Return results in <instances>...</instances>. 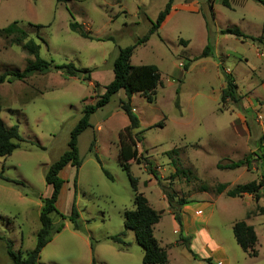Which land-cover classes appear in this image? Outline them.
Masks as SVG:
<instances>
[{
	"label": "rangeland",
	"instance_id": "374dc122",
	"mask_svg": "<svg viewBox=\"0 0 264 264\" xmlns=\"http://www.w3.org/2000/svg\"><path fill=\"white\" fill-rule=\"evenodd\" d=\"M166 2L0 0V29L15 21L26 39L39 44L41 58L92 70L89 81L83 80L85 73L67 76L50 66L24 80L0 83V118L7 126L16 124L22 137L10 155L0 157L2 174L22 182L0 178V237L11 240L14 251L24 256L34 247L41 200L51 192L47 169L67 149L83 107L94 103L112 80L119 48L145 35ZM228 2L230 7L221 0H174L157 32L136 45L130 59L132 65H156L160 73L152 102L139 93L129 99L139 121L133 129L141 140L137 151L159 179L143 160L127 163L137 178V192L161 212L153 233L167 251L164 264H264V6L254 0ZM72 22L93 39L73 31ZM234 27L248 37L221 32ZM15 37L0 34V74L22 71L33 58L13 42ZM207 43L211 54L198 57ZM223 72L237 84V103L220 101ZM121 101H128L123 90L90 116V126L78 136L80 167L68 164L59 172L65 182L56 207L68 216L75 197L78 229L54 214L55 225L64 226L41 249L39 264H144L133 231L124 227V212L134 209V191L118 157V132L128 124ZM173 148L178 149L179 166L190 169L188 177H171L175 169L164 152ZM246 157L248 165L217 167ZM251 180H262L258 201L225 194ZM218 183L227 185L221 194L215 192ZM162 184L174 191L175 200H192L190 207L181 208L192 253L179 240ZM195 208H201V215H194L200 213ZM240 220L254 227L256 256L235 241L232 226ZM0 264H11L3 239Z\"/></svg>",
	"mask_w": 264,
	"mask_h": 264
},
{
	"label": "trees",
	"instance_id": "16d2710c",
	"mask_svg": "<svg viewBox=\"0 0 264 264\" xmlns=\"http://www.w3.org/2000/svg\"><path fill=\"white\" fill-rule=\"evenodd\" d=\"M254 1L264 6V0ZM173 2L174 0H167L163 9L157 14L156 19L151 22V26L145 35H143L141 38H138L134 44L119 48L118 55L113 61L112 80L104 86L103 93L97 97L94 103L86 104L83 107L81 117L70 131L67 149L59 156L57 160L49 165L45 174V182L51 186V192L49 196L44 197L41 200L42 205L39 211L40 227L35 234L34 247L29 251H26L23 256L20 250L14 251L11 240L6 237H0V239H3L5 242L6 253L11 264H39L38 259L41 249L52 239V236L59 232L64 226L63 222L55 225L52 218L54 214L62 220L68 219L72 222L74 229H78V224L76 221L79 217V212L75 205V197L73 198L71 211L68 216L62 214L56 207L58 196L65 182V180L59 176V172L68 164L75 167L76 169L80 167L82 159L80 158L78 152V136L90 126V116L98 108L107 104L111 96L117 93L119 90H123L128 99L127 102H120V107L127 116L128 124L122 129V131L118 132V157L122 168L127 173L131 187L134 191V209L126 210L124 212V227L125 229L133 231L135 241L141 246L143 250L142 262L144 264H164L167 262V251L165 248L159 245L153 233V227L160 220L161 212L152 208L147 198L142 193L137 192V178L131 174L127 161L135 160L137 163H140L143 160L152 176L156 180L159 179L156 172L152 169L151 163L145 157H141L137 151L136 143L141 140L137 139L136 133H133V129L139 127V121L137 116L132 112L129 99L133 93H139L148 102H152L154 91L161 82L160 73L156 65H132L130 59L135 46L146 42L150 34L157 32L161 24L170 13ZM221 3L227 7H230L228 0H221ZM69 26L73 31H78L82 37L93 39V37L89 35V31L84 30L78 23L72 22ZM221 32L232 34L237 37H248L237 27L226 28ZM14 33L16 37L14 38L13 42L21 45V47L33 58L27 60L26 66L22 71H6L0 74V83L4 81H10L12 79L24 80L28 73L32 71H43L50 66L57 70H61L67 76H77L80 73H85L86 75L83 77V80H90V72L92 71L90 68L79 69L71 62L60 65H52L49 61L41 58L39 55V44H37L33 39H26V32L20 29L16 25L15 21L0 29V34L5 36H9ZM109 38L110 37H108V39ZM251 39L255 40L254 37H251ZM210 54L211 46L209 43H207L198 57H205ZM187 66V64H184V69H187ZM223 73L225 77V85L220 92V101L222 103L226 101L237 103L240 99V95L237 93V84L235 83V80L231 74H227L225 72ZM176 106H178V104H176ZM263 138L264 135L260 137V139ZM20 140H22V137L19 133L18 126L16 124L7 126L0 118V157H6L10 155L13 150L18 147V141ZM94 143L95 139L93 138L90 142V149L93 148ZM164 154L170 159V162L175 169L171 177L180 175L188 177V175L191 174L190 169H185L179 166L177 148L165 151ZM244 164H249L248 157L231 161L224 165L218 163L217 167L222 169H234ZM103 172L108 178H112L107 170L103 169ZM0 178L7 182H13L16 184L22 183L21 181L13 180L4 176L2 171H0ZM73 184L74 192L76 193V176L74 177ZM226 186L227 185L225 183H218L215 187V192L217 194L222 193ZM261 186L262 180H259L258 182L251 180L249 182L237 184L235 187L226 190L225 194L229 197H241L244 194H249L254 198L255 201H258L260 199L259 190ZM161 189L165 195L168 207L171 210L172 218L178 227L179 240L181 244L192 253L189 247L191 236L183 234V221L181 216L182 206L189 204L192 200L184 198L175 200V193L172 189L163 184ZM205 190V188L202 189V191ZM232 231L235 241L240 246V248L249 255L256 256L258 253L255 249L257 235L254 227L250 224H247L245 221L240 220L233 224ZM121 234H124V231ZM112 239L117 241L116 236H112ZM193 257L195 258L196 255L193 254ZM92 264H94V260Z\"/></svg>",
	"mask_w": 264,
	"mask_h": 264
},
{
	"label": "crops",
	"instance_id": "0c3cea01",
	"mask_svg": "<svg viewBox=\"0 0 264 264\" xmlns=\"http://www.w3.org/2000/svg\"><path fill=\"white\" fill-rule=\"evenodd\" d=\"M221 194V193H220ZM244 195H249V194H244ZM251 196V195H250ZM187 205V204H186ZM187 207H190L189 205H187ZM198 210H200L201 211V208H195L194 209V211H198ZM200 211H198V212H200ZM194 215H197V216H199V215H201V212L199 213V214H194ZM186 217V216H185ZM175 222V221H174ZM154 228V227H153ZM175 228H177L178 229V227H177V225H176V223H175ZM154 230V229H153ZM187 231H186V219L183 221V233H186Z\"/></svg>",
	"mask_w": 264,
	"mask_h": 264
}]
</instances>
